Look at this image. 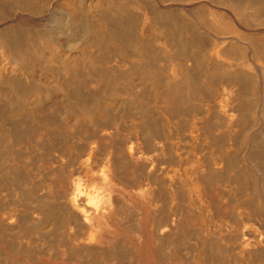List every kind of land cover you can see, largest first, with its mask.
I'll return each mask as SVG.
<instances>
[{
    "label": "bare ground",
    "instance_id": "6f19581e",
    "mask_svg": "<svg viewBox=\"0 0 264 264\" xmlns=\"http://www.w3.org/2000/svg\"><path fill=\"white\" fill-rule=\"evenodd\" d=\"M0 264H264V0H0Z\"/></svg>",
    "mask_w": 264,
    "mask_h": 264
}]
</instances>
